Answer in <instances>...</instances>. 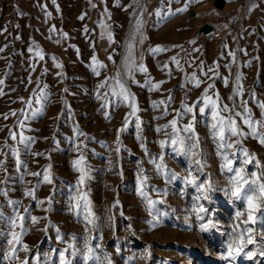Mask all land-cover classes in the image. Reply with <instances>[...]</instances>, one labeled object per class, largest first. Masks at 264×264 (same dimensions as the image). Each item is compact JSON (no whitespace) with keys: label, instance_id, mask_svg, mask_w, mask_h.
Listing matches in <instances>:
<instances>
[{"label":"rangeland","instance_id":"rangeland-1","mask_svg":"<svg viewBox=\"0 0 264 264\" xmlns=\"http://www.w3.org/2000/svg\"><path fill=\"white\" fill-rule=\"evenodd\" d=\"M186 3V11L160 21L155 12L161 8V0H55V4L52 0H0V48L4 49L0 52V79L5 81L0 89L6 93L0 96V114L16 112L7 120L0 115V264H21L25 259L36 264L35 256L40 257V264H59V251L69 245L76 250L74 256L69 255L72 264H86L82 255L86 244L96 249L98 264H108L109 259L111 264H264V256L258 254L252 258L241 254L235 260L226 256L233 225L238 222L235 213L245 211L246 205L226 194L231 191L229 181L234 172L222 168L225 155L234 161V169L242 166L241 149H246L256 161L246 165V171L264 174V144L260 142L264 130L257 125V135L244 137H231L226 131L221 141L218 129L212 128L211 108L200 113L198 108L203 105H197L195 121L192 114L183 115V104L191 105L208 84H213L208 95L214 99L218 95L220 106L228 105L232 110L221 112L222 116L232 115L240 122L242 117H235V113L241 112L243 105L251 109L254 121H264L260 107L264 104V0H226L230 15L225 23L216 19L218 8L213 0H173L171 7L174 10ZM82 15L83 20L79 19ZM138 20L143 22L140 33L136 32ZM204 21L212 23L215 31L197 34V26ZM53 25L56 32L50 31ZM130 44H134L131 49ZM36 45L43 50L44 61L35 57ZM156 46L168 51L149 52ZM30 47L32 53L28 52ZM229 53H235V63ZM130 54L131 60L127 59ZM93 56L97 65H93ZM173 56L180 67L172 61ZM57 63L63 67H55ZM31 64L36 65L34 72ZM139 65L146 66L148 72L137 71ZM201 66L203 72L214 68L217 74L207 79ZM193 73L203 81L199 87L188 80ZM237 76L243 88L240 96H234ZM149 78L152 83H165L159 90H151ZM120 83L135 96L139 129L136 117L128 115L131 101L113 95L120 91ZM41 89L48 94L42 114L19 129L17 120L24 115L19 110L30 116L32 109L40 106L35 97ZM106 103L108 106L102 107ZM176 112L182 115L178 126L194 124L195 139H185V147L195 143V157L181 151L179 143H171L170 125L163 128ZM126 116L128 126L118 132ZM240 127L251 132L247 125L240 123ZM10 130L23 131L34 142L25 147L19 137L11 139ZM180 135L188 134L181 131ZM241 139L242 144L234 148L221 147ZM161 141H165L164 146ZM13 148L19 150L20 165L12 155ZM80 155L90 176L85 185H78L80 174L72 164ZM195 159L204 165L202 171L192 162ZM160 163L166 166L164 175L155 167ZM49 165L52 184L31 175L43 174ZM172 172L175 179H170ZM189 173L197 178L195 184L186 182ZM142 176L147 177L144 190L157 202L151 214L138 192ZM209 182L212 187L207 191L198 187L204 183L207 188ZM78 187L88 194L96 217L94 226L73 210ZM32 188L36 199L25 195ZM40 200L45 203L40 205ZM117 200L119 204L113 207ZM201 206L207 214L198 211ZM29 213L42 219L32 224ZM17 214L25 216L27 232L22 244L29 251L17 246L16 257L5 259L11 233L20 232L11 224ZM152 215L158 218L155 226L149 223ZM255 215L250 226L257 243L245 251L259 253L264 250V208ZM208 219L215 226L201 230L200 224Z\"/></svg>","mask_w":264,"mask_h":264},{"label":"snow or ice","instance_id":"snow-or-ice-1","mask_svg":"<svg viewBox=\"0 0 264 264\" xmlns=\"http://www.w3.org/2000/svg\"><path fill=\"white\" fill-rule=\"evenodd\" d=\"M52 2L55 4V0H52ZM172 2H173V0H161V8H158L155 12V15L160 18V21L165 20L168 16H174V15H176V13H182V12L186 11L188 8V4L186 3L182 7H179V8H176L173 10L171 7ZM175 2L179 3V0H175ZM189 2H190V0H189ZM48 15L50 16L51 13H48ZM79 19L83 20L84 16L82 15L81 17H79ZM142 23L143 22L140 20H138L136 22V32L137 33L141 32ZM50 31L51 32L57 31L55 25H53L51 27ZM85 31H87V29H85ZM63 35L65 37H67L68 34L64 33ZM49 38H51V37H49ZM108 38L111 39V33L110 32L108 33ZM132 39L134 40L135 37H133ZM143 39H144V37H142L139 42L143 43ZM56 42L59 43L60 41H56ZM191 43L194 44L195 41H191ZM33 44H35V41H33ZM133 47H134V44L129 45L130 49ZM36 49L37 50L35 51V57L38 59V61H44L45 55L43 53V50L39 49V45H36ZM3 50H4L3 48H0V52H2ZM33 51H34V49L32 47L28 48L29 53H32ZM165 51H168V49L161 47V46H156V47L149 49V52H151L153 54H157V53H161V52H165ZM229 55L232 57V62L235 63V53H229ZM52 59L55 60L56 58L52 57ZM127 59L131 60V54ZM171 59L173 62H175L177 67H180V63H179V60L177 59V57L173 56ZM92 62H93V65H97L99 63L95 56L92 57ZM101 66H103V65H101ZM55 67L62 68L63 65L60 63H57L55 65ZM164 67L167 68L168 66L164 65ZM216 67H219V65L217 64ZM30 68L34 72L36 70V65L31 64ZM181 70H183V69H181ZM44 71L46 72L47 69H44ZM93 71L95 72V74L97 76L100 75V72L97 70L96 67L93 68ZM137 71L142 72V73H147L148 69L144 65H139L137 67ZM201 71L203 72L202 66H201ZM210 74H217V73H215L214 68H209L207 72H203V76L207 79H212V75H210ZM57 75H61V74L58 73ZM188 80L194 81L196 87H199L201 85V83H203V81L201 79L197 78L195 73H193L191 76H189ZM117 82L119 83V81H117ZM224 82H225V84H227L228 80L225 79ZM4 83H5V81L3 79H0V85H3ZM163 83H165V81H159L156 83H152L151 78H149V81H148V84H149L151 90H159ZM37 84L39 85V81H37ZM105 84H107V80L104 81L103 83H101L100 87L103 88L105 86ZM43 87L47 88V85H44ZM119 88H120V91L118 93L113 92V95L120 96L122 98V100L125 102L131 101L129 103V107L131 108V111L128 115L136 117V120H137L136 126L139 129L140 128L139 117L136 116V113L139 111V109L135 103V96H134V94H132L129 91V89L125 86V84L120 83ZM209 89H214V85L208 84L207 88L205 89L204 94L198 100L193 102L191 105L183 104V115L192 114V120L195 121V119H196L195 112L197 110V105H200V104L203 105V106L198 108V111L200 113H204L206 111V109L211 108L212 117H213V120L215 121L212 124V128L218 129V131L216 132V135L219 136L221 141L225 140L226 131H227L228 135L231 137H244L247 135H252V136L257 135V125H259L261 130H264V121H261V120H255L254 121L252 119V116H251V109H249L247 107H243V105H242V111L235 113V117H242V120L240 122H238V120L236 118H234L232 115H229L228 117L222 116L221 112L231 113L232 110L229 109L228 105H223L221 107L219 104L218 95H217V98L214 99L212 96L208 95ZM64 91L67 92L68 90L65 89ZM242 91H243V88H242V84L240 83V76H237V78H236V89L234 92V96H240L242 94ZM5 94L6 93H4L2 89H0V96H3ZM21 99H23V98H21ZM47 99H48V94L46 92H44L43 89H41L39 94H37L35 97V104L40 105V106L32 109L30 116L24 112V109H20L19 111L24 115H23V119L17 120V127L19 129L26 128L27 125L25 122L27 120L35 118L36 116L42 114L43 109H44V103L47 101ZM169 99H171V97H169ZM27 103H28V107L32 108L33 101L29 100ZM159 104L163 105L164 101H160ZM155 105H156V102H154V106ZM107 106H108L107 103L105 105H102V107H107ZM260 107L262 109H264V104H261ZM69 110H70V108H69ZM0 115H3V118L5 120H7L9 118V115L16 116V112L12 111L10 113H3ZM106 116H107V118H110V114H106ZM180 118H182L181 113L176 112V117H174L169 122V124L164 125L163 128L166 129L170 125L172 128V134L171 135L173 137L171 139V143L173 145H176L177 143H179L181 151H184L186 155H190L192 157H195L198 155L197 152L193 151V149L196 148V144L195 143H189V145L187 147H185V139H187L190 142L195 139V137L192 135L195 132L194 124L188 123L187 125H185L181 128L180 126H178ZM128 123H129L128 116H126L124 126L121 129H118L117 131L122 132V131L126 130ZM240 123H242L243 125H247L249 128H251V132L250 133L245 132L243 130V128L240 127ZM157 130L161 131L162 129H157ZM77 131H78L79 135H84V133L79 132L78 129H77ZM181 131H183V133L188 134V135L186 137L181 136L180 135ZM10 136H11V139H13V140H17V138L19 137V143L24 145L25 147H30V143L34 142V138L24 135L23 131H19V133H18L16 131L10 130ZM260 142L262 144H264V139H261ZM160 143H161V146H164L165 141H161ZM116 144H117L116 152L119 153V151H120L119 137H117ZM237 144H242V139L237 140L234 143H223L221 145V147L226 148V149H231V148L236 147ZM141 147H144V145L141 144ZM241 151H242V154L244 156V159L242 161V166L234 169V167H233L234 161L232 159H229L227 155H225L223 157V159L226 161V163L222 165V168L226 169L227 172H229V173L234 172V175L230 178V181H229V183L231 185V191H230V193L226 192V194H230L233 198H235L238 201L239 200L244 201V203L246 205L245 211H239L238 210L235 213V217H236V220L238 222L233 225L234 235L232 237L231 242L227 245L226 256H227V258H231L233 260H235V258L239 257L241 254H244L245 256H247L249 258L255 257L257 254L260 256H264V250H260L259 253H256L253 251H245L249 245H255L257 243L256 239L254 238L253 229L250 225L254 224L256 221L255 213L260 212L261 209L264 208V174L258 175L256 172L248 173L246 171V165L253 163V162H256V161H255L254 157L249 155V153L247 152L246 149H241ZM12 155L17 158V164L18 165L23 163L22 161L19 160L20 153H19L18 148L12 149ZM33 155L40 156V155H43V153H33ZM160 159L162 160L163 158L161 157ZM192 162L197 166V168L200 171L203 170L204 165L200 162V160L195 159ZM72 164H73V167L76 169V171L80 174L79 178H78V185H85L86 180L89 179L90 176H89V171L87 169V166L85 164L84 156L80 155V157L78 159H75L72 162ZM0 167H2V162H0ZM155 167H156L157 171H159L162 175L165 174L166 166L163 165V163L156 164ZM50 170H51V165L48 166V168L44 171L43 174L40 172H34V173H31V175L36 176V177L42 176V182L52 184L53 178H52V174H51ZM169 172H170V170H169ZM175 178H176V173H174V172L170 173V179H175ZM185 180H186V182L193 183V184H195L197 182V178L195 176H192L191 173H189V177H185ZM146 181H147V177L142 176V178L140 179V182H139L140 186L138 188V192H139V195L141 196V198L146 201V203L148 205L149 212L151 214L153 209H154V206L157 202L150 199L148 196V193L144 190ZM198 187L207 191L208 189H211L212 185L209 182L207 184V188H205L204 183H200L198 185ZM0 191H2V190H0ZM25 195H27L28 197H30L32 199H36L35 188L27 190ZM204 198L207 199V196H205ZM47 199H48V202L50 203L51 198L49 197ZM74 201H75V203L73 205V210L76 211V214L82 215L83 219L85 221H87L89 225L94 226L95 221H96V217H95V213L92 212V210H91L90 201L88 199L87 192L80 191L79 187H78L77 195L74 197ZM38 203L40 205H43L45 203V201L40 200ZM118 204H119V201L117 200L115 202V204L113 205V207H115ZM24 211L28 212L27 209H25ZM198 211L200 213L207 214V209H205L202 206L199 208ZM242 217H246V219H241ZM29 218H30V222L32 224L39 223V221L42 219L40 217L30 215V213H29ZM199 219L204 220V216H200ZM17 220H19V222H20L19 225H17ZM24 220H25L24 215L17 214V219H14L11 221L12 227L15 228L18 226L20 228V232L19 233H16V232L11 233L12 239L8 241V243L11 245V247H10V250L8 252V255L4 257L5 259L16 257L17 246H20L22 248V250L25 252L29 251L28 246L26 244H22V236L24 234H26V232H27V229L24 227V223H23ZM154 222H158V218L156 215H152V219L149 221L150 224H153V226H155ZM242 225H248V227H242ZM214 226H215L214 222L211 219H208L205 223L200 224L201 230H205V231L211 227H214ZM93 238L95 239V237H93ZM100 238L102 239V236ZM85 247H86V253H82V255L85 256L86 264H87V261H93L94 264H98L99 257L95 255L96 249L88 246L87 244L85 245ZM69 249H72L71 253H69ZM118 251H119V249H118ZM75 254H76V250L74 248H72V245H69L68 248L60 250L59 254H58L59 255V264H72L71 259H69V255L74 256ZM33 259H35L36 264H40V257L39 256H35V257H33ZM21 264H29V262L27 259H25L21 262ZM108 264H111L110 259L108 260Z\"/></svg>","mask_w":264,"mask_h":264},{"label":"water","instance_id":"water-1","mask_svg":"<svg viewBox=\"0 0 264 264\" xmlns=\"http://www.w3.org/2000/svg\"><path fill=\"white\" fill-rule=\"evenodd\" d=\"M226 0H213V4L216 8H221L225 5ZM190 14H193V9L189 10ZM215 31V26L208 22V21H204L202 22L200 25L197 26L196 28V33H203V34H210L212 32Z\"/></svg>","mask_w":264,"mask_h":264},{"label":"built area","instance_id":"built-area-1","mask_svg":"<svg viewBox=\"0 0 264 264\" xmlns=\"http://www.w3.org/2000/svg\"><path fill=\"white\" fill-rule=\"evenodd\" d=\"M229 15L230 9L226 5H224L223 7L217 9L216 19L219 22L225 23L228 20Z\"/></svg>","mask_w":264,"mask_h":264},{"label":"bare ground","instance_id":"bare-ground-1","mask_svg":"<svg viewBox=\"0 0 264 264\" xmlns=\"http://www.w3.org/2000/svg\"><path fill=\"white\" fill-rule=\"evenodd\" d=\"M228 1V0H227ZM206 35H209V34H206Z\"/></svg>","mask_w":264,"mask_h":264}]
</instances>
